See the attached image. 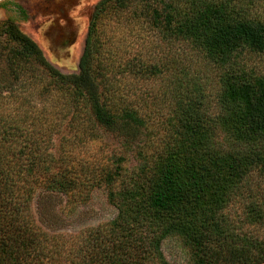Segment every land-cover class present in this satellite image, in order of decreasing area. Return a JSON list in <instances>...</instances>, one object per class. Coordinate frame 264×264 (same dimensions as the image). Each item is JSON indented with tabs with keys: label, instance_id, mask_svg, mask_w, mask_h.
Here are the masks:
<instances>
[{
	"label": "trees",
	"instance_id": "16d2710c",
	"mask_svg": "<svg viewBox=\"0 0 264 264\" xmlns=\"http://www.w3.org/2000/svg\"><path fill=\"white\" fill-rule=\"evenodd\" d=\"M248 9L241 0H101L74 73L55 67L14 20H0V264H171L167 239L182 244L187 264H264V237L227 211L264 173V73L239 63L244 51L264 55V18ZM124 13L219 67L216 111L178 95L164 132L149 130L145 101L126 96L131 89L109 76L115 54L105 62L101 52L105 18ZM135 60L124 63L134 74L165 70ZM100 130L135 149L133 169L124 155L92 164L75 151ZM60 134L69 149L58 157ZM102 185L118 210L112 220L71 235L38 223L39 190L74 204ZM242 221L264 222V209L250 201Z\"/></svg>",
	"mask_w": 264,
	"mask_h": 264
},
{
	"label": "rangeland",
	"instance_id": "374dc122",
	"mask_svg": "<svg viewBox=\"0 0 264 264\" xmlns=\"http://www.w3.org/2000/svg\"><path fill=\"white\" fill-rule=\"evenodd\" d=\"M24 2V0H16ZM98 0H82L81 39L74 47L67 51L55 53L49 51L47 41L39 36L36 23L33 21L35 13L28 12V19H17L19 28L31 36L43 50L46 58L64 73H74L79 70V61L84 49V41L94 12V5ZM249 9L251 17L264 18V0H241ZM253 4V6L251 5ZM28 7V6H23ZM25 9V8H24ZM27 9V8H26ZM0 11V20L5 19ZM105 27V28H104ZM104 48L101 49L105 62L111 61L113 55L118 62L110 66L109 76H113L131 93L126 96L136 102L145 101L143 112L150 115L149 130L160 135L164 132L165 122L175 105L178 95L202 98L210 111H216V95L219 91L220 69L209 61L204 54L185 41H170L156 30L147 25H141L131 13L120 16L108 15L101 30ZM112 54V58L111 57ZM136 57L149 63L163 65V74L149 76L134 74L125 68V62ZM139 58V59H138ZM248 71L256 74L264 73V55L244 51L239 58ZM122 64L121 67L117 66ZM146 105V106H145ZM99 137L84 138V142L74 145L79 152L92 164L113 163L124 155V165L130 170L138 164L136 151L124 148L121 140L112 133L100 130ZM61 134L54 137L53 152L60 157L69 146L61 141ZM63 136L68 137L67 133ZM145 138V137H144ZM39 190L32 203L33 212L38 223L52 233L78 234L99 224L106 223L118 213L117 208L108 199V188L105 185L93 188L85 201L71 203L62 193H48ZM250 201H256L264 209V173H254L245 183L243 194L231 203L228 214L234 223L252 234L264 237V222L260 224L242 223L246 206ZM163 251L171 264H187L188 253L179 241L167 239L163 244Z\"/></svg>",
	"mask_w": 264,
	"mask_h": 264
},
{
	"label": "flooded vegetation",
	"instance_id": "af4514ba",
	"mask_svg": "<svg viewBox=\"0 0 264 264\" xmlns=\"http://www.w3.org/2000/svg\"><path fill=\"white\" fill-rule=\"evenodd\" d=\"M81 1L24 0V2H18L16 0H0V11L6 17L3 20H14L17 25L18 22L15 18L25 21L28 19V12L33 11L36 15L33 17V21L37 25L36 32L46 39L49 51L60 53L80 42L82 37V29L79 24L81 15L77 14L83 9ZM100 1L98 0L94 5V11ZM86 37L87 34L85 38L83 37L84 46Z\"/></svg>",
	"mask_w": 264,
	"mask_h": 264
}]
</instances>
